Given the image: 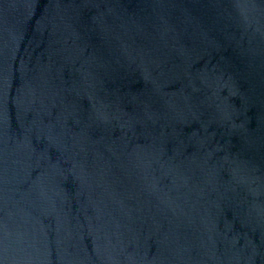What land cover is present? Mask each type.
<instances>
[{"label":"water","instance_id":"water-1","mask_svg":"<svg viewBox=\"0 0 264 264\" xmlns=\"http://www.w3.org/2000/svg\"><path fill=\"white\" fill-rule=\"evenodd\" d=\"M0 264H264V0H0Z\"/></svg>","mask_w":264,"mask_h":264}]
</instances>
